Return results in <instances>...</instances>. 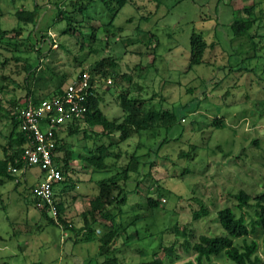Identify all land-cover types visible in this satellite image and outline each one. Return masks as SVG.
<instances>
[{
	"label": "rangeland",
	"instance_id": "rangeland-1",
	"mask_svg": "<svg viewBox=\"0 0 264 264\" xmlns=\"http://www.w3.org/2000/svg\"><path fill=\"white\" fill-rule=\"evenodd\" d=\"M36 2L37 33L33 24L24 25L14 16L22 9L35 10ZM59 8L69 17V26L66 20L55 22ZM235 20L251 22L249 37L233 39L230 26ZM0 31V103L6 113L12 115L23 107L25 67H37L35 90L47 94L110 57L113 63L108 71L113 76L95 75L105 116L123 119L120 107L125 95L140 100L145 111L173 109L178 118L177 125L164 133L168 143L157 156L148 154L144 159L153 164L143 166L141 157L136 163L123 190L126 201L119 204L117 191L113 193L109 208L116 226L134 223L127 233L132 241L125 245L119 237L115 242L119 250L114 263L196 264L186 242L192 245L201 235L217 233L219 209L228 206L238 213L235 195L239 191L251 198L264 192V0L218 4L216 0H0ZM193 31L204 34L207 47L203 64L190 69ZM45 34L58 46L49 49L42 43L38 59L33 47L38 48ZM82 43L85 47L80 48ZM9 129V120L0 119V143L6 142ZM82 129L66 138L64 146L71 153L69 178L76 188L66 193L63 184L55 188L58 200L71 201L65 212L70 219L85 214L102 179L121 177L133 152L145 155L163 139L160 128L155 135L134 134L123 141L118 132L107 137L98 124L83 129L87 134ZM110 141L115 144L106 150L107 156L102 151L105 157L99 172L87 159ZM192 150L194 158L180 156ZM38 174L33 167L27 182L15 186L5 179L0 184V264H81L97 244H72L65 240L66 233L39 213L29 192ZM147 197L160 207L148 208ZM191 199L206 204L207 218L192 220L189 205L195 203ZM263 239L259 228L248 237L258 243L261 261L257 264H264ZM91 261L96 264V258ZM213 262L233 264L226 257H213Z\"/></svg>",
	"mask_w": 264,
	"mask_h": 264
},
{
	"label": "trees",
	"instance_id": "trees-1",
	"mask_svg": "<svg viewBox=\"0 0 264 264\" xmlns=\"http://www.w3.org/2000/svg\"><path fill=\"white\" fill-rule=\"evenodd\" d=\"M117 1V0H116ZM224 0H216V4ZM105 2V0H104ZM121 6V5H120ZM39 4L36 2L35 10H24L15 13V18L21 19L24 25L29 23L34 25L35 32L37 33V23L39 17H37L36 10ZM82 9H85L83 6ZM60 15L58 14L56 23H60L64 20L67 21L69 26V17H64L62 15V10L59 8ZM66 24V25H67ZM251 22L247 20H235L230 26L232 32V37L241 38L242 36H250L249 29L251 28ZM75 29V28H74ZM62 31V30H61ZM3 31H0L2 34ZM13 32L19 34L17 28L13 29ZM60 32V31H59ZM64 32V31H63ZM66 32V31H65ZM36 36V34H35ZM59 42V41H58ZM42 43H47L49 49L51 45L58 46L57 41L53 40L52 44L49 35L45 34L41 37V42L38 44V48L34 50L37 51L38 59L42 52L39 50ZM81 47H85L82 43ZM207 47L205 36L202 33L192 32L189 37V57H188V68H193L194 66L202 65L204 62V54ZM68 48V47H67ZM234 49V48H233ZM112 58L107 57L101 59L100 62L96 63L89 69V73L92 77L97 78H111L113 76V71H108ZM100 66H104V70L100 72ZM37 67L32 68L30 66L25 67L26 75L24 77L26 95L24 99V104L21 109H16L14 113H6L5 106L0 103V119L7 118L10 122V129L8 135L5 137L6 142L4 144L0 143L1 156H0V184L4 182L5 179L12 180L15 186H19L23 182H27V173L19 172L17 174L13 173L12 168H17L19 171L24 167V163L21 160V155L23 154L24 148L27 144L26 136L19 130V119L20 112L28 104V102L33 105H37L40 100L50 97L51 95L61 94L62 87H58L56 91H51L46 94V92H36L35 88L38 83L35 80V73L38 72ZM111 69V68H110ZM232 71V70H231ZM82 72V71H80ZM100 72V73H99ZM99 73V75H98ZM96 75V76H95ZM34 83V84H33ZM93 83V81H92ZM106 85V84H105ZM32 86V87H31ZM104 86V85H103ZM102 86V89L104 88ZM101 87L94 90V94L90 96L87 104V113L84 115L83 119L77 124L68 125L65 129H62L60 133L57 134V146H56V156L54 157V164L61 172L62 178L55 184V188L59 184H63V189L66 192H70L76 188L74 182L69 178V172H71V153L65 149L66 138L70 135L76 134L80 129H87L91 125H100L102 129L108 135L118 132L119 140L123 141L132 138L134 134H146L155 135V129L160 128L161 133H163V139L156 142V147L153 149L148 148L145 155H135L130 156L131 162L123 167L122 175L116 176L114 178L102 179L99 182V190L95 197L90 202L89 209L82 216H76L75 219H70L66 217L65 212L67 210V203L71 201L67 200L66 203L58 200L57 192L54 188L53 204L57 209V216L53 218L49 213V205L47 202L41 200L40 197L35 196L33 189L35 185H31L29 192L33 195V204L35 208L39 210V213L46 218L51 224L55 225L57 228L61 229L62 232L66 233L67 239L70 240L72 244L77 245V243H92L97 244V250L92 255L88 254L87 260L81 264H92L91 258H96V264H116L115 260H118L116 253L118 248L115 246V242L121 237L125 245H128L132 239L131 234H127L130 231V226H134L131 223L129 226H124L119 229L115 223V215L111 213L109 206L113 201L114 191H117L116 201L122 204L126 201V196L123 190L127 188L128 182L130 180V174L135 172L137 169L136 163L140 157L144 160L148 154L152 156H157L160 147L168 143L167 134L170 129L177 125L178 118L172 114L173 109L168 110H156L150 109L145 111V109L140 105V100L136 98H127L125 95L121 97V111L124 117L118 122L117 119H110L102 113L100 108V103L102 102V93L99 92ZM39 90V89H38ZM35 91V92H34ZM182 119V118H180ZM82 129V130H83ZM164 136V133H166ZM83 133H86L83 130ZM87 134V133H86ZM158 135V133H156ZM118 143V142H116ZM115 144L110 141L106 146H98L96 149L97 153L92 155L91 159H87L91 162L94 169L97 171L103 170V160L104 155H108V151L111 149L110 145ZM109 149V150H108ZM108 150V151H106ZM102 151H106L103 155ZM149 151V152H148ZM151 156V157H152ZM180 156L182 158H194L195 152H181ZM144 160L142 161L143 166L147 163L152 165L153 162ZM28 169V167H27ZM39 181H43V175L38 174ZM40 181V182H41ZM72 200L76 198L75 196L70 197ZM70 199V200H71ZM194 204L191 206L192 220H200L207 218L209 216V209L206 204L203 203L201 199H191ZM0 201L2 202V196L0 193ZM236 209L238 213L232 207H224L216 212V221L218 224V232L213 233L212 236L201 235L198 241L192 245L186 242V251H193L195 253L196 264H220L213 262V257L220 259L226 257L233 264H257L261 261L258 254H256L258 249V243L255 240L248 241L250 233H253L257 228L261 230L264 234V192L259 193L254 198H251L246 192L239 191L235 195ZM0 202V203H1ZM38 204L41 206L38 207ZM147 207L156 210L160 207V203L151 197L146 198ZM70 205V204H69ZM196 205L198 209H196ZM69 207V206H68ZM246 208L250 210L247 211L248 219L246 216ZM251 211V212H250ZM51 216V217H49ZM78 222H82L78 225ZM78 225V226H77ZM72 235V236H71ZM241 240L237 243L236 240ZM264 247V239H263ZM113 258V259H112ZM39 264V263H33ZM149 264H161L159 261L154 260ZM187 264H193L189 262Z\"/></svg>",
	"mask_w": 264,
	"mask_h": 264
},
{
	"label": "built area",
	"instance_id": "built-area-1",
	"mask_svg": "<svg viewBox=\"0 0 264 264\" xmlns=\"http://www.w3.org/2000/svg\"><path fill=\"white\" fill-rule=\"evenodd\" d=\"M108 83L111 81L108 80ZM98 88V80L83 71L65 85L61 94L42 99L37 105L28 102L18 117L19 130L27 139L21 155L25 165L20 171L17 168H12V171L15 174H26L33 167L39 169L43 181L40 182L37 177L33 192L48 203L49 213L53 218L57 216V209L53 204L54 188L62 178L61 172L53 162L56 156L57 134L68 125L83 119L88 110V100ZM40 206L38 204V207Z\"/></svg>",
	"mask_w": 264,
	"mask_h": 264
},
{
	"label": "clouds",
	"instance_id": "clouds-1",
	"mask_svg": "<svg viewBox=\"0 0 264 264\" xmlns=\"http://www.w3.org/2000/svg\"><path fill=\"white\" fill-rule=\"evenodd\" d=\"M83 71H85V70H82V72H83ZM82 72H79V73L74 77V79H75L80 73H82ZM87 72H88V71H87ZM88 73H89V72H88ZM74 79H73V80H74ZM73 80H72V81H73ZM70 82H71V81H70ZM70 82H69V83H70ZM69 83H67V84H69ZM67 84H65V85H67ZM64 87H65V86H64ZM64 87H62V88H64ZM99 87H100V85H99ZM81 120H82V119H81ZM81 120L77 121L76 124H77L78 122H80Z\"/></svg>",
	"mask_w": 264,
	"mask_h": 264
}]
</instances>
